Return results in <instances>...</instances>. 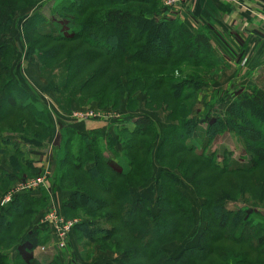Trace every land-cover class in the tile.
<instances>
[{
  "label": "trees",
  "instance_id": "obj_1",
  "mask_svg": "<svg viewBox=\"0 0 264 264\" xmlns=\"http://www.w3.org/2000/svg\"><path fill=\"white\" fill-rule=\"evenodd\" d=\"M39 1L0 0V34L18 10ZM59 4L58 20L47 22L41 10L22 24L31 58L56 72V92L66 101L116 107L123 89L140 90L148 95L144 107L164 112L166 122L160 129L148 116L134 117L132 125H120L115 135L104 137L97 129L85 135L63 128L64 151L52 179L55 188L65 191V213L78 215L74 235L89 250L84 256L91 253L90 245H97L113 254L110 262L100 264H236V259L239 264H264V211L245 202L231 206L234 200L226 193V184L237 193L251 188L254 202L264 200V176L258 173L264 165V88L237 92L222 111L214 104L198 111L195 98L206 86L204 76L219 62L204 27L193 31L192 20L166 12L161 0ZM13 61L10 45L1 44L0 198L15 181L35 174L38 151L51 134L48 109L12 76ZM226 133L240 137L241 163L232 161L230 151L220 162L207 152ZM156 137L159 211L151 215L147 198L134 200L131 194L151 177ZM226 175L236 177L226 183ZM181 180L204 198L205 226L198 244L169 256L163 245L184 241L194 225L190 201L177 188ZM48 203L43 189L39 196L17 194L0 206V264H42L32 255L41 233L28 225ZM226 241L232 245L229 250ZM46 264L64 263L54 254Z\"/></svg>",
  "mask_w": 264,
  "mask_h": 264
},
{
  "label": "rangeland",
  "instance_id": "obj_2",
  "mask_svg": "<svg viewBox=\"0 0 264 264\" xmlns=\"http://www.w3.org/2000/svg\"><path fill=\"white\" fill-rule=\"evenodd\" d=\"M62 1L63 0H41L31 6L21 8L13 15L8 29L4 33L0 34V45L5 42L10 45V52L12 53V58L14 60L10 67V73L18 80V83L22 87L31 92L33 96H35L38 100H40V102H42V104H44L51 116V134L38 151L39 153L34 164L37 168L35 174L25 176L15 181L2 195L3 197L14 186L20 183H25L27 180L43 174L46 169L49 171V175L45 179L46 185L44 187H41L38 189V191L19 192V194L28 193L32 196H39L44 189L49 197L48 205L39 210L33 216L32 221L28 225V229L37 228L41 233L40 243L33 249L32 255L38 262L42 264L48 263V261H50V259L53 257V246L59 250V256L64 258V264H76L77 260H85L86 262L91 260L92 263L101 261L104 258H109V256H113V254L109 251H101L97 245H90L92 251L87 257H85L84 254L86 255L89 250L82 248L78 244L74 235V223L78 220L77 213L70 212V215H68L63 210L62 201H64L63 199L66 197L65 193L64 198L61 197V207L53 204L51 199V195L53 193L61 191L55 188L54 179H52V177H54V171L58 158L63 153H61V151H64L63 148H61L62 142L65 138V133L63 135V128L65 130V127H72V125H76L78 127H76V131L85 135H87L92 129L100 130L103 137L105 134L115 135L117 127L120 125H132V119L134 117L144 116L143 112L150 113V119L158 122V128L163 129L166 126L164 112L159 113L158 111L149 110L144 107L143 104L148 95L141 92L140 90L129 93L123 89L120 103L116 107L102 106L97 101L86 103H80L79 100L76 101L74 99L66 101L64 100V96H61L56 92V83L54 81V74L56 72L52 73L42 69L39 61L35 57L31 58L28 53L22 24L27 16L41 10H43V13L46 14L47 22L51 23L52 20H58L57 12L60 10L59 3ZM187 3L188 1L185 0L183 2L167 4L166 0H161L160 7L166 10V12H172L176 14V16L181 19L182 17L180 16V10L186 8ZM48 13H50V15H47ZM41 24L44 23L42 22ZM201 27H204L210 34L209 28L204 24H198L197 22L192 21L191 28L193 31L200 29ZM220 35L222 36V39H225L226 43L228 42L227 44L223 42L226 44L225 47L221 48L218 46L221 52L226 51V56L222 54L218 56L219 53H217V50L219 51V49H216L215 46H212L214 54L219 58V62L212 67V74L210 73L204 76L203 80L206 81V86L201 89L195 98V107L198 111L204 110L211 104H214L215 110L222 111L237 92L247 90V88L249 89L250 87L264 88V70L261 72L259 71L260 69H252L254 64L250 63L249 60L247 61L246 58L241 57L237 45L232 47V45L229 43V39L222 34ZM146 39V41H151L152 38L148 36ZM214 43H216V40ZM229 46L232 48V50ZM223 59L226 61H222ZM30 64L34 65V67L30 68L28 66ZM61 65L63 66L62 69L64 70V64ZM187 71L189 72V69ZM63 75L64 71L60 76L63 77ZM122 85L124 87V82H122ZM93 125H96L97 127L92 128ZM260 130L261 133L264 134V129L260 128ZM158 140L159 139L156 137L154 148H152L150 153L152 162L151 177L148 178L145 186L133 187L131 194L134 200L139 198L141 199L142 197L147 198L149 208L152 212L151 215H156L159 211L157 197L160 193V184L157 182V179L159 178L161 167L156 158V148L159 142ZM117 144V149H121L119 137L117 138ZM226 151L232 152L231 158L233 162L236 161L241 163L244 161L243 159H245V157H242L243 150L240 137L235 134L226 133L222 136L218 135L207 149L208 153L212 152L215 154V156H217L219 162L224 157ZM259 170L260 171L258 173H263L262 176H264V165L261 166ZM174 172L179 174V171L176 169H174ZM233 177L236 176L226 175V183L232 180ZM234 180L237 182H235V184H239L241 182L239 177L235 178ZM177 188L190 201L192 213L194 215V225L190 234L186 236L184 241L179 242L178 240H173L163 245L169 256H177L183 248L198 244L199 234L205 226V223L201 217V204L204 201V198L198 196L192 185H190V183L186 180H181V183L177 186ZM250 191L252 192V195L250 194ZM227 192H229V195L232 197L229 200H234L231 201V206L240 207L242 206L241 202H245L250 205H258V207L264 211V200L258 204L257 202H254L255 197L251 188L244 191V193H237L236 191H233L227 187L226 184V193ZM51 209L57 210L65 220L72 221V226L70 227L66 236L64 244L65 246L61 248L54 243L53 236L50 233L48 226H42L40 223L41 219H43L45 214ZM168 213H170L169 210ZM135 217L137 216L135 215ZM137 221H140V219ZM134 225L135 224H133V228L135 229L137 225L135 227ZM73 242L75 243V248L70 247L69 243ZM40 247H44V250H40ZM231 247L232 245L226 241V250H229ZM236 248L238 247H234V250ZM77 254L79 255L80 260L76 259ZM232 257L238 258V253L236 255H232ZM248 259L251 260L252 256H250ZM235 261L236 264H239L237 259Z\"/></svg>",
  "mask_w": 264,
  "mask_h": 264
},
{
  "label": "crops",
  "instance_id": "obj_3",
  "mask_svg": "<svg viewBox=\"0 0 264 264\" xmlns=\"http://www.w3.org/2000/svg\"><path fill=\"white\" fill-rule=\"evenodd\" d=\"M187 1L188 3L186 5V8L180 10V16L187 17L190 20L197 22L198 24L202 23L206 27H208L210 32L209 36L211 39H213L211 40L212 46H215L216 49H219L218 46H220L221 48L226 46L228 42L226 43L225 39H222V36L220 35L222 34L229 39V43L232 45V47H235V45H237L241 57L246 58L247 61L249 60L250 63L254 64L252 66V69H260L259 71L261 72L264 70V0ZM214 39L216 40V43H214ZM223 42H225L226 44H224ZM217 53H219L218 56H220L221 54L226 56V51L221 52L219 49V51L217 50ZM222 61L226 60L223 59ZM28 66L30 68L34 67V65L32 64ZM143 115L151 117L149 112H143ZM76 127V125H72V128L76 129ZM96 127V125H93L92 128ZM1 167L6 169V166L4 165H2ZM61 197L64 198V192L60 191L53 193L51 195L53 204L61 207V204L63 202L61 200ZM73 243H69L70 247L75 248V243L74 245ZM55 248L56 247L54 246L52 247V254L60 255L59 250L57 248L56 250ZM112 257L113 256H109V258H104L101 261L92 263L100 264L110 262ZM76 259L80 260L78 254ZM60 260H62L64 263V258H62L61 256ZM92 263L91 260L89 262H86L85 260H77L76 262V264Z\"/></svg>",
  "mask_w": 264,
  "mask_h": 264
},
{
  "label": "built area",
  "instance_id": "obj_4",
  "mask_svg": "<svg viewBox=\"0 0 264 264\" xmlns=\"http://www.w3.org/2000/svg\"><path fill=\"white\" fill-rule=\"evenodd\" d=\"M185 0H166L167 4L183 2ZM49 175V171L46 169L43 174L36 176L25 183H20L14 186L8 191L1 199L0 206L9 202L15 195L21 191H38L41 187H44L45 179ZM40 223L42 226H48L50 233L53 236L54 243L58 247H64L67 233L72 226V221L65 220L63 216L55 209L49 210ZM40 250H44V247H40Z\"/></svg>",
  "mask_w": 264,
  "mask_h": 264
}]
</instances>
